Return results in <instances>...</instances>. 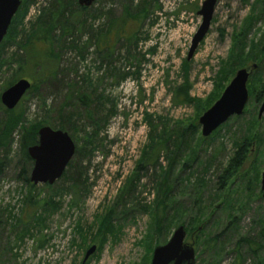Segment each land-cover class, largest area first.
Instances as JSON below:
<instances>
[{
	"label": "rangeland",
	"instance_id": "rangeland-1",
	"mask_svg": "<svg viewBox=\"0 0 264 264\" xmlns=\"http://www.w3.org/2000/svg\"><path fill=\"white\" fill-rule=\"evenodd\" d=\"M131 1L95 0L85 13L70 9L73 14L65 33L61 29L52 33L59 74L22 97L16 106L23 116L21 124L9 149L0 150V264H83L92 245L96 251L84 264H150L154 248L165 245L195 213L200 214L196 226L201 231H193L190 238L185 231L184 238L194 249V264H234L236 242L255 240L264 226L260 190L264 113L258 119L262 100L254 102L248 96L240 116L231 117L205 142L198 141L199 117L237 70L249 69L260 60L264 83V0H216L208 32L188 61L191 39L201 23L196 12L204 0H150L144 15L135 10L142 0ZM54 3L21 0L11 37L0 43V93L20 74L18 60L25 57L19 47L21 30L28 31L41 11ZM126 7L130 18L140 20L129 19L125 26L124 34L132 35L133 45L121 40L114 45L112 37L111 50L98 49L97 40L105 37L106 26H117ZM76 18L78 24L72 20ZM22 70L28 73L30 65L25 63ZM181 86L187 88L191 102L179 101L176 92ZM247 91L251 92L249 86ZM41 123L53 130L64 128L76 152L71 176L76 169L80 173L74 191L63 180L67 167L54 184L34 185L32 196L49 206L39 213L36 226L31 224L36 228L32 238L16 224L20 216L22 223L27 222L28 211L21 215V209L29 190L17 177L18 140L23 130ZM189 125L197 130L183 135L190 149L181 146L179 156H184L173 165L172 179H178L171 185L166 221L157 232V185L174 144L168 143V153L159 151L148 172L137 173L136 167L152 143L175 142ZM255 130L261 142L251 145L220 198L211 201L216 177L234 153L233 142ZM194 148L197 159L188 165ZM201 179L206 182L200 189L201 202L192 207L193 186ZM38 230L46 239L42 249L35 246ZM219 234L223 235L217 244L203 245ZM238 248L241 264H256L246 245ZM258 256L264 264V254Z\"/></svg>",
	"mask_w": 264,
	"mask_h": 264
},
{
	"label": "trees",
	"instance_id": "trees-1",
	"mask_svg": "<svg viewBox=\"0 0 264 264\" xmlns=\"http://www.w3.org/2000/svg\"><path fill=\"white\" fill-rule=\"evenodd\" d=\"M127 1L128 3H131V0H122ZM152 1V0H151ZM157 1V0H156ZM150 2V0H142L140 5L135 9L137 10V13L139 15H144L145 10L144 7L147 5V3ZM74 8L76 10L75 13H85L89 10V8L79 7L76 5L74 0H55V3L50 8H45L41 11L39 14V17L37 22L32 25V27L29 28L28 31L22 29L19 36L21 38V46L20 50L25 53V57L22 58L20 56L18 60L19 66V73L18 77H16V80L19 79H26L31 82V87L26 93L29 94L36 90V88L39 86V84H47L51 83L56 80L58 73V65L56 62V52L55 48L52 47V33L53 31H56V29H61L62 34L65 33V29L68 28L69 25V19L71 20V16L73 12L70 11V9ZM127 8V9H126ZM124 9V13L121 18H119L117 26L114 24H109L106 26L105 31V37L102 38V40H97V48L103 49V48H109V45H111V42H113L111 39L113 37L114 39V45L118 41H123L126 43V45H133V38L132 35H125L124 30L125 26L129 19H132L134 21H140L137 16L131 17L129 12V7H126ZM18 12H16L15 16L18 15ZM15 16L13 17L11 24L7 30V35L11 37V32L13 30V24L15 22ZM70 16V17H69ZM145 17V16H143ZM73 18V17H72ZM77 19V20H76ZM72 19L74 21V24H78V18ZM73 27V25H72ZM71 27V28H72ZM22 34V35H21ZM17 36V35H16ZM130 36V37H129ZM111 50V49H110ZM2 61V60H0ZM260 60H257L256 62V70L252 72V74L249 76V83L247 82V90L248 86L251 90V92H248V96H252V99H254V102H259L263 100L264 97V83L262 84V81L260 80ZM25 63H28L30 65V70L28 73L23 72L22 68ZM3 62L0 64V68ZM5 65V64H4ZM56 67V68H55ZM14 81L7 83L4 85L3 88L9 87ZM225 88V87H224ZM178 96H180V102L182 103H189L191 102L189 96H188V90L186 87L181 86L177 89ZM81 100H85V98H81ZM0 150H8L12 141V134L17 129V127L21 124L22 121V113L16 111V107L13 110H6L1 104H0ZM46 123L41 124H35L31 127H28L27 129L23 130L19 135L18 140V153H19V171L17 174V177L22 180V182L29 188L28 190V196L25 198L23 202V207L21 209V215L28 211L25 215L26 221L22 223L21 216L16 220L17 225H23L22 227L26 229L28 232H30V236L33 238L32 231L35 230L36 224L41 219V214L44 208H47L49 204L47 202H41L38 201L35 197L32 196V192L34 190V185H32L29 180L28 176L32 167V161L27 155V148L30 146H33L37 142V131L39 128L46 126ZM61 130L64 131L63 127H55V130ZM197 130L195 125H189L188 128L181 131L180 135L177 137V140L171 141L170 139H164L160 144H154L152 143L150 149L146 151L145 155L142 156L141 161H139L136 172H148L149 166H155L158 159L159 151L162 149H165V152L168 153V143H173L174 148L173 152L169 155L168 160L169 165L166 170H164L161 173L160 176V183L157 185V193L158 198L156 202V229L155 231H159V229L163 226V223L166 221V215L169 213V203H167L170 199V189L171 185H173V181L178 178L172 179V169L173 165L175 166L176 163H178V159H181L184 155L181 157L179 156V153L181 151V146L185 148L190 149V144L188 142L183 141V135L184 134H194ZM253 130V126H252ZM250 134H247L246 136H241L238 140L233 142L234 147V153L232 154L231 158L228 160L226 166L221 169L220 173L216 177V181L214 183L215 185V195L211 196V201H216L218 198H220L221 193H223V190L226 189V186L228 184V181L233 177V175L238 171V169L242 166L244 160L246 159L247 153L249 152V149L253 143L257 144L261 142V139L259 136L257 137L256 133L257 130L253 132H249ZM253 133V134H252ZM211 136V135H210ZM206 138H202L201 136L198 138V141L205 142ZM195 149V148H194ZM76 154V152H75ZM167 155V154H166ZM196 149L192 150V152L189 155L188 160L185 163L192 164L196 161ZM149 162H151V165H149ZM209 164V163H208ZM73 163L70 161L67 170L65 171V175L63 177L64 182H66V185L68 183H71L69 188H71L73 191L76 188V184L78 183V175L79 171L76 169L74 174L72 173ZM3 167V162L0 160V175H1V168ZM145 172V173H146ZM70 174V175H69ZM206 186V182L204 179L199 180L194 186L193 190L195 191L196 195L194 196V200H192L191 206H197L200 204L201 195H200V189H204ZM167 203V204H166ZM203 203V200H202ZM191 207V208H192ZM208 210H211L212 206H208ZM241 209V207L239 208ZM175 210H178V207L175 206ZM179 212H185L184 208H181L178 210ZM177 211V212H178ZM194 218H189L187 224H184L185 231L188 235V238H190L193 231L200 233V226H196V224L199 222L200 214L195 213ZM196 217V220H195ZM234 221V220H233ZM184 223V221L182 220ZM196 222V223H195ZM231 224L233 222H230ZM33 224L34 226H31ZM259 224V223H258ZM230 225V224H228ZM260 225V224H259ZM261 226V225H260ZM202 229V228H201ZM42 230V229H41ZM41 230L39 231V237L36 240V248L42 249L46 243L45 237L41 234ZM223 235V234H222ZM221 234L215 235L212 238H208L205 240L203 245L210 244V246L217 244L218 240H220ZM246 245L249 254L256 256L257 262L256 264H261V261H259L258 254L263 253L264 254V226L260 228L259 233L257 234V238L255 240L246 239V238H240L236 244H235V263L234 264H241V256L238 254V247L242 245ZM223 245V244H222ZM218 259V258H217Z\"/></svg>",
	"mask_w": 264,
	"mask_h": 264
},
{
	"label": "water",
	"instance_id": "water-1",
	"mask_svg": "<svg viewBox=\"0 0 264 264\" xmlns=\"http://www.w3.org/2000/svg\"><path fill=\"white\" fill-rule=\"evenodd\" d=\"M95 0H77L79 7L88 8ZM216 0H204L196 15L201 23L191 39L186 60H190L198 44L208 32ZM21 5V0H0V43L7 34L13 17ZM256 65L249 69L242 68L235 72L224 88L220 97L198 119L200 135L208 138L231 117L240 116L248 101L247 82ZM31 83L19 79L0 93V104L6 110H13L30 89ZM264 113V97L258 111V119ZM75 153V146L66 132L43 126L37 131V142L27 148V155L32 161L28 180L32 185H52L61 178ZM260 190L264 200V170L261 174ZM185 230L177 227L165 245L154 248L150 264H194V249L184 243ZM96 251V246L89 247L83 257L84 264Z\"/></svg>",
	"mask_w": 264,
	"mask_h": 264
}]
</instances>
